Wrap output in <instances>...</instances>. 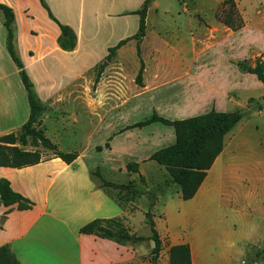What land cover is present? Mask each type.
<instances>
[{"label": "rangeland", "instance_id": "374dc122", "mask_svg": "<svg viewBox=\"0 0 264 264\" xmlns=\"http://www.w3.org/2000/svg\"><path fill=\"white\" fill-rule=\"evenodd\" d=\"M144 1L47 0L54 16L77 36L73 54L54 45V31L39 0L25 1L27 18L19 14L17 20L19 52L30 64L26 68L33 75L29 76L36 91L51 86L52 81L56 85L70 84L78 70L72 93L58 98L63 107L46 104L42 125L37 129L44 130L47 121L48 138L63 152H78L79 165L99 168L104 179L116 184L135 182L138 189L156 196L151 212L163 242L157 262L168 264V226L182 237L188 226L193 232V224L200 222L187 223L181 217L185 202L175 197L177 186L164 167L149 160L148 155L175 142L174 129L156 123L123 133L121 130L154 112L170 120L207 112L209 107L202 106L207 99L211 106L216 101L219 111H241L243 119L227 135L225 150L210 173V177L215 175V182L209 189L217 187V193L215 204L207 210L210 217L205 220L206 235L201 238L205 245L199 253L205 264H264V253L257 256L264 250V89L238 67L241 61L254 62L264 55V0H234L246 23L235 33L216 18L225 0H154L144 39L129 42L108 59L109 47L138 32L140 16L132 13L140 10ZM0 29L4 31L2 20ZM46 49L51 54L46 60L50 73L45 72L43 62H33L26 56L30 51V55L40 57ZM141 61L145 65L144 87L136 82ZM0 75L9 85L24 88L1 36ZM228 89H233L228 93L229 100L224 95ZM19 103L9 99L0 111L6 116L7 108L15 105L19 114ZM20 121L0 128V134H20ZM18 146L38 150L44 158L53 155L41 145L32 146L31 138L28 145ZM131 162L140 164V173L123 170ZM114 193L119 200H128L126 191ZM150 205L148 195L132 204L131 234L150 237L146 223ZM168 207L170 224L163 217ZM137 246L141 247L142 263L150 264L154 243L146 241Z\"/></svg>", "mask_w": 264, "mask_h": 264}, {"label": "crops", "instance_id": "0c3cea01", "mask_svg": "<svg viewBox=\"0 0 264 264\" xmlns=\"http://www.w3.org/2000/svg\"><path fill=\"white\" fill-rule=\"evenodd\" d=\"M25 1L26 0H0V3L11 7L16 15L15 26L17 29L16 44L18 52L20 50V37L18 34L17 20L19 14H23L25 18H27L25 10L28 7L25 5ZM149 9L151 10V8ZM150 10H148L147 18ZM43 12L48 17L44 9ZM1 16L2 14L0 13V20L4 23V17ZM134 16L136 15L134 14ZM48 21L54 31V45H57L62 52L73 54V51L66 52L60 48L58 44V38L61 34L60 28L55 22L50 20L49 17ZM0 36L6 47L7 32L5 27L4 31L0 29ZM44 51L45 52H43L40 57L32 56L30 55V51H26V56L33 62L39 60V62H43L45 72L50 73V71L47 70L46 60L51 54L47 49ZM260 56L264 59V55ZM26 61L28 60L25 59L23 61L25 62V67L30 66L28 62L26 64ZM27 71L29 75L33 76L29 68ZM77 74L78 70L75 72L73 78H71L70 84L60 83L57 84V86V82L52 81L51 86L39 88L37 93L42 102L45 105L54 104V107H63V101L58 98L72 93L73 82ZM251 77L258 80L255 75ZM3 80H5V77L0 75V106L6 102L8 103L9 99L11 101L17 99L20 102L18 105L21 112L19 114L16 113L15 105H10L9 108H7L6 116L0 111V128L17 120H21L17 127L22 128L28 121L30 115L27 92L25 88L20 89L16 85H9L8 79L5 80V82H3ZM260 83L262 84V82ZM231 90L233 89L224 91L225 98L228 99L227 96ZM187 102L192 104L190 101ZM214 102V106H211L209 104L210 100L207 99L202 102V106L209 107L207 112L213 109L217 110L216 101ZM194 106H196V104L192 105V109L196 108ZM23 109L24 113H22ZM43 126H45L44 133L48 137L49 128L47 121ZM1 136H3V134H0V137ZM233 139H235V137ZM112 141L113 138L110 141V151L114 149ZM44 157L45 156H43V162L30 167L21 169L0 167V179L9 180L12 188L16 192L30 199L35 204L33 209L26 211H19L17 206H14L7 214V218L0 230V247L8 245L21 264H143L140 257L141 247H138V244H136L135 247L122 246L113 241L83 233V229L94 222H101L103 225L118 232H127L133 215L130 208H132V204H135L138 198L130 200L129 202L126 200L121 201L114 193L117 190L102 188L100 179L94 175L96 170L86 169L79 165L81 156L70 165L63 162L60 158H56L54 155L48 158ZM126 167L127 164L123 170H127ZM213 167L208 172L205 182L193 199L184 201L180 189L177 187L178 191L175 197L179 202H185L181 217H184L187 223L192 221L195 223L197 220L200 221L198 222L199 224H193L195 230L192 232L190 230L191 227L188 226V232L180 237L174 233L170 225L166 229L169 233V247L183 243L190 244L193 264H205L199 252L201 245H205V239L203 242L201 238H204L206 235L205 220L207 217H210L207 210H210V207L215 204L214 195L217 193V187L212 186L209 189L215 182V175L210 177ZM93 177L97 181H94ZM159 196L158 201H161ZM8 211V208H0V224L2 217H4ZM169 215L168 207L163 216L166 224H170ZM224 257L226 260V256ZM224 264L228 263L225 262Z\"/></svg>", "mask_w": 264, "mask_h": 264}, {"label": "trees", "instance_id": "16d2710c", "mask_svg": "<svg viewBox=\"0 0 264 264\" xmlns=\"http://www.w3.org/2000/svg\"><path fill=\"white\" fill-rule=\"evenodd\" d=\"M154 0H145L142 8L133 14L140 16V25L138 32L126 39L119 41L115 46L109 48L108 59H111L116 52L133 40L140 43L146 36L147 14ZM41 7L47 12L50 20L55 22L60 28L61 34L58 38L60 48L66 52H72L77 46V36L73 29L61 23L53 14L47 0H39ZM0 13L4 17V27L7 32L6 49L16 65L21 81L27 92L28 103L30 106V115L28 121L22 126L21 133H10L0 137V167L25 168L40 164L44 161L42 153L38 150H24L18 146V143L26 146L31 138V145H39L50 150L56 158L70 165L80 156L78 152H63L54 144L44 133V130L37 129L42 125V119L47 111L46 105L40 99L35 85L32 82L25 64L20 57L17 49L16 37V15L14 10L6 4L0 3ZM216 18L233 32L242 30L246 23L234 0H225L217 14ZM138 55L141 54L140 46H137ZM141 68L136 78L139 86L144 87L143 73L145 70L144 62L141 61ZM239 70L243 73L252 74L262 82L264 86V59L262 56L255 59L254 62L244 60L238 63ZM99 82V76L95 85ZM262 111V108H259ZM243 119L241 111L219 112L215 109L205 114L193 116L186 119L170 120L154 112L145 120L129 125L121 130V133L131 129H142L155 123H160L174 129L176 140L168 147L162 148L153 153L149 160L155 161L164 167L171 177L172 183L180 189L182 199L188 201L193 199L203 183L208 172L212 169L219 156L223 153L227 135ZM36 125V127H34ZM112 138L109 139L111 141ZM109 148V143L106 144ZM102 151V150H100ZM129 173H140V164L131 162L127 165ZM94 175L100 179L102 188L126 191L129 193L127 201L148 195L151 200L150 211L146 214V223L151 229L150 237L138 236L127 232H118L101 222H94L83 229V233L94 235L102 239H107L122 246H132L151 241L154 246L151 250L150 264H158V259L163 250V242L156 228L154 215L151 209L155 206L156 196L152 192H143L135 186V182L129 184H116L107 181L102 176L99 168ZM144 180V177L141 176ZM34 202L16 192L9 180L0 179V208H8L9 211L2 218L0 230L7 218V214L14 206L19 211L31 210ZM264 253L260 251L257 256ZM168 264H193L192 251L189 243L175 245L169 248ZM0 264H21L8 245L0 247Z\"/></svg>", "mask_w": 264, "mask_h": 264}, {"label": "bare ground", "instance_id": "6f19581e", "mask_svg": "<svg viewBox=\"0 0 264 264\" xmlns=\"http://www.w3.org/2000/svg\"><path fill=\"white\" fill-rule=\"evenodd\" d=\"M14 91V90H13ZM17 100V99H16ZM18 101V100H17ZM17 107V106H16ZM16 107H15V109H16ZM14 109V108H13Z\"/></svg>", "mask_w": 264, "mask_h": 264}, {"label": "water", "instance_id": "95a60500", "mask_svg": "<svg viewBox=\"0 0 264 264\" xmlns=\"http://www.w3.org/2000/svg\"><path fill=\"white\" fill-rule=\"evenodd\" d=\"M34 127H36V125H34Z\"/></svg>", "mask_w": 264, "mask_h": 264}]
</instances>
